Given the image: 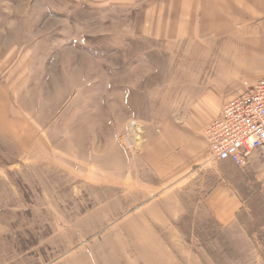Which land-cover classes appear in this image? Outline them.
<instances>
[{
    "label": "rangeland",
    "instance_id": "1",
    "mask_svg": "<svg viewBox=\"0 0 264 264\" xmlns=\"http://www.w3.org/2000/svg\"><path fill=\"white\" fill-rule=\"evenodd\" d=\"M166 3L0 0V85L10 90L0 97V264H70L87 256L96 239L135 213L127 202L108 210L98 203L97 174L105 178L109 162L125 172L120 184L157 185L142 151L165 144L163 127L205 139V109L180 106L182 45L150 37L151 16L157 20ZM17 111L30 128L11 127ZM132 131L135 151L124 141ZM155 152L144 154L156 161ZM207 154L164 184H179L181 230L207 264H236L237 251L201 205L230 171ZM117 172L111 179L119 182ZM250 187L240 221L264 258V202ZM99 207L107 230L93 236L79 223Z\"/></svg>",
    "mask_w": 264,
    "mask_h": 264
},
{
    "label": "crops",
    "instance_id": "2",
    "mask_svg": "<svg viewBox=\"0 0 264 264\" xmlns=\"http://www.w3.org/2000/svg\"><path fill=\"white\" fill-rule=\"evenodd\" d=\"M167 2L162 5L163 10L157 20L151 16L150 37L182 45L180 106L205 109L201 117L211 121L248 86L264 79V0ZM9 92V86L2 83L0 97ZM7 102L8 107L9 100ZM6 114L7 108L1 115L4 117ZM15 116L12 128L22 129L23 125L30 128L18 111ZM161 124L167 125V121L163 120ZM162 129L165 133L162 135L166 136L165 144L158 143L156 149L146 147L142 151L144 161L156 174L157 185L143 184L137 188L120 184L125 172L110 162L105 168L108 171L105 178L97 174L101 181L97 186L102 187L99 195L104 197L98 203L108 210L110 205L127 202L134 205L135 213L126 215L115 227L117 230L107 233L104 239L99 242L96 239L87 256H77L70 264H207L181 230L180 221L184 213L178 195L179 184L176 181L164 184V180H174L177 173L188 168L189 161L207 153L208 145L204 137L192 130L172 125ZM163 136L159 141L165 139ZM153 150H156L154 155L157 153L156 161L144 154ZM99 157L104 159V156ZM231 162H226L229 176L218 179L205 194L201 205L217 228L228 236L230 248L237 251L234 263L264 264L258 238L251 236L240 221L249 204L247 195L251 184L256 185L264 201V151H253L243 167ZM117 169L119 182L111 179L115 177L111 170ZM232 169L240 179L232 177ZM249 175L251 180H247ZM102 207L93 210L88 217L84 214L86 222L79 223L93 229V236L107 230L105 221L108 214L102 212ZM75 226L70 229H75Z\"/></svg>",
    "mask_w": 264,
    "mask_h": 264
},
{
    "label": "built area",
    "instance_id": "3",
    "mask_svg": "<svg viewBox=\"0 0 264 264\" xmlns=\"http://www.w3.org/2000/svg\"><path fill=\"white\" fill-rule=\"evenodd\" d=\"M134 131L124 141L130 151L136 150ZM211 161H232L243 167L249 155L264 151V79L226 104L204 129Z\"/></svg>",
    "mask_w": 264,
    "mask_h": 264
},
{
    "label": "trees",
    "instance_id": "4",
    "mask_svg": "<svg viewBox=\"0 0 264 264\" xmlns=\"http://www.w3.org/2000/svg\"><path fill=\"white\" fill-rule=\"evenodd\" d=\"M225 162H229V161H225ZM232 163V162H231ZM233 164V163H232ZM236 171H238V169H236ZM237 173V172H236ZM238 174V173H237ZM239 176V175H238ZM237 179V178H236ZM264 202V201H263ZM251 202L249 201V204H250ZM260 237H263V233H260ZM261 240V239H260Z\"/></svg>",
    "mask_w": 264,
    "mask_h": 264
}]
</instances>
